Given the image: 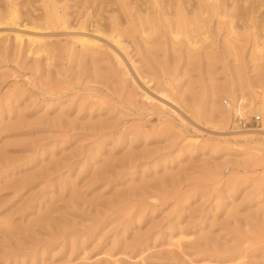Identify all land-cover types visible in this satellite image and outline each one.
I'll list each match as a JSON object with an SVG mask.
<instances>
[{
  "label": "rangeland",
  "instance_id": "obj_1",
  "mask_svg": "<svg viewBox=\"0 0 264 264\" xmlns=\"http://www.w3.org/2000/svg\"><path fill=\"white\" fill-rule=\"evenodd\" d=\"M0 264H264V0H0Z\"/></svg>",
  "mask_w": 264,
  "mask_h": 264
},
{
  "label": "built area",
  "instance_id": "obj_2",
  "mask_svg": "<svg viewBox=\"0 0 264 264\" xmlns=\"http://www.w3.org/2000/svg\"><path fill=\"white\" fill-rule=\"evenodd\" d=\"M230 124L238 130L248 131L260 128L261 115L257 112L249 113L242 101L230 105Z\"/></svg>",
  "mask_w": 264,
  "mask_h": 264
},
{
  "label": "bare ground",
  "instance_id": "obj_3",
  "mask_svg": "<svg viewBox=\"0 0 264 264\" xmlns=\"http://www.w3.org/2000/svg\"><path fill=\"white\" fill-rule=\"evenodd\" d=\"M183 1V0H182ZM165 4H166V2H164ZM169 3V2H168ZM185 4V3H184ZM168 5V4H167ZM169 5H170V3H169ZM180 8H181V6H180ZM182 11V10H181ZM180 12V11H179ZM179 14V13H178ZM47 21L49 22V23H53V22H56V23H58V22H61L62 23V20H61V18H60V16L56 13V11L54 10V9H50L49 11H47ZM16 18H17V16H16V13L15 12H11L7 17H6V20L7 21H9V22H15L16 21ZM60 23V24H61ZM113 29V28H112ZM115 29V28H114ZM114 29L113 30H111L110 32H111V39H112V41L116 44V45H118V46H120V47H122L121 49H124L123 47H124V44L122 43L123 41H121V37H120V35H119V30L118 29H116V30H118V31H114ZM15 39L16 40H21V37L20 36H15ZM28 41L30 42V44L32 45V46H35L36 44H38V40H35V39H31V38H29L28 39ZM80 43L82 44V45H85V46H93L94 45V43L93 42H91V41H89V40H87L86 38H82V39H80ZM127 45V44H126ZM119 47V48H120Z\"/></svg>",
  "mask_w": 264,
  "mask_h": 264
}]
</instances>
